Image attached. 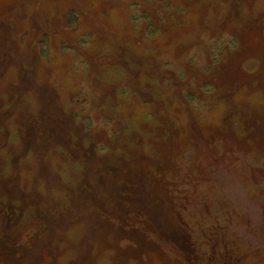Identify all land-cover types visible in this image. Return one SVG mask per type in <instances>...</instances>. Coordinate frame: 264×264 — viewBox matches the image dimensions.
<instances>
[{
    "label": "rangeland",
    "instance_id": "374dc122",
    "mask_svg": "<svg viewBox=\"0 0 264 264\" xmlns=\"http://www.w3.org/2000/svg\"><path fill=\"white\" fill-rule=\"evenodd\" d=\"M0 264H264V0H0Z\"/></svg>",
    "mask_w": 264,
    "mask_h": 264
}]
</instances>
